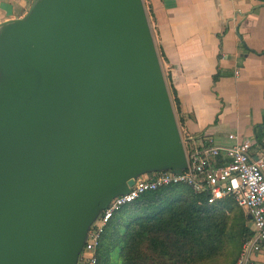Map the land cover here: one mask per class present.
Returning <instances> with one entry per match:
<instances>
[{"label": "water", "instance_id": "95a60500", "mask_svg": "<svg viewBox=\"0 0 264 264\" xmlns=\"http://www.w3.org/2000/svg\"><path fill=\"white\" fill-rule=\"evenodd\" d=\"M0 68V264H72L94 209L184 165L142 0L32 5Z\"/></svg>", "mask_w": 264, "mask_h": 264}, {"label": "crops", "instance_id": "0c3cea01", "mask_svg": "<svg viewBox=\"0 0 264 264\" xmlns=\"http://www.w3.org/2000/svg\"><path fill=\"white\" fill-rule=\"evenodd\" d=\"M32 4L0 0V36ZM142 4L179 132L217 145L230 144V134L238 141L255 140L251 154L256 156L264 139V0ZM232 211L245 230L242 235L248 234L249 216L234 205ZM249 264H264V249Z\"/></svg>", "mask_w": 264, "mask_h": 264}, {"label": "built area", "instance_id": "2783aa9c", "mask_svg": "<svg viewBox=\"0 0 264 264\" xmlns=\"http://www.w3.org/2000/svg\"><path fill=\"white\" fill-rule=\"evenodd\" d=\"M231 3L233 0H220ZM261 2L263 0H252ZM238 74L234 71V76ZM184 165L177 171L164 169L143 173L132 179V185L124 194L110 199L99 212L97 220L88 228L78 264H96L95 252L100 236L121 208L140 196L170 186H183L203 201L197 205L211 206L224 199L243 210L251 221V230L240 246L233 264H249L250 260L264 249V139L256 156L251 150L255 140H237L228 135V145H217L210 139L194 140L179 132Z\"/></svg>", "mask_w": 264, "mask_h": 264}, {"label": "trees", "instance_id": "16d2710c", "mask_svg": "<svg viewBox=\"0 0 264 264\" xmlns=\"http://www.w3.org/2000/svg\"><path fill=\"white\" fill-rule=\"evenodd\" d=\"M199 201H203L201 196L183 186L140 196L114 214L104 228L95 252L96 264H106L114 249H118L119 264H207L224 249L230 231L237 233L231 244L233 264L249 235H242L245 230L232 211L234 204L224 199L199 206ZM227 210L232 212L231 218L225 217ZM128 213L134 217L119 233L121 216Z\"/></svg>", "mask_w": 264, "mask_h": 264}, {"label": "rangeland", "instance_id": "374dc122", "mask_svg": "<svg viewBox=\"0 0 264 264\" xmlns=\"http://www.w3.org/2000/svg\"><path fill=\"white\" fill-rule=\"evenodd\" d=\"M43 2H45V4H47V3H49V0H33L32 5H33L34 9L39 8ZM161 73H162V76L164 79V77H165L164 76V69L163 70L161 69ZM7 81L8 80L5 78L4 70L2 68H0V87L2 88L4 86V83H6ZM164 81H165V79H164ZM164 83H165V86L167 87L166 82H164ZM5 87H6L7 92H8V90H9L8 85ZM166 90H167V88H166ZM2 91H0V105L4 104L5 99H6V94H4V93L2 94ZM169 101H170L173 117H174L177 129H178V124L176 121V116H175L174 111H173V106H172L170 97H169ZM145 173H147V172H145ZM98 213H99V209L98 208L94 209L93 215L90 217L86 227L84 228V231H83V233L79 239V244H80L79 248L80 249H79V251L76 252V257L74 258L72 264H78V261H77L78 255L80 254V251L82 250L81 248H82V244L85 241L86 232H87L88 228L91 227L94 224V222L97 220ZM133 217L134 216L130 215L129 213L121 216V218L123 220L122 221L123 224H122V227H120L119 233L121 232V229L124 228V225H126L129 222V220ZM225 217L231 218L232 215H225ZM233 227H234V224H233ZM115 235H116L115 238H119V235L117 233ZM236 235H237V233L230 231L229 234H227L225 237L226 238V244H224V246H223L224 249H222V251H220L217 254L216 259L214 261L207 263V264H231L232 258L234 256V250H232L231 244H233L236 241ZM106 264H119L118 249H114V250H112V252L109 253L108 261ZM202 264H204V263H202Z\"/></svg>", "mask_w": 264, "mask_h": 264}]
</instances>
